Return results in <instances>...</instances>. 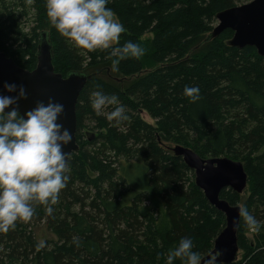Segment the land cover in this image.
Returning a JSON list of instances; mask_svg holds the SVG:
<instances>
[{"label":"trees","instance_id":"trees-1","mask_svg":"<svg viewBox=\"0 0 264 264\" xmlns=\"http://www.w3.org/2000/svg\"><path fill=\"white\" fill-rule=\"evenodd\" d=\"M250 1L109 0L125 29L113 47L138 43L144 55L133 59L74 48L52 27L45 0H0V53L32 71L45 32L56 73L92 76L76 106L79 151L68 162L67 185L51 214L35 205L30 221L0 233V264H165L182 237L206 257L225 216L174 154L176 145L244 165L247 193L225 189L221 198L246 207L260 230L249 238L241 217V256L232 264H264V57L230 47L231 30L206 40L218 13ZM185 86L199 87L200 99L191 103ZM94 91L117 96L128 119L107 120L117 105L97 115Z\"/></svg>","mask_w":264,"mask_h":264},{"label":"clouds","instance_id":"clouds-1","mask_svg":"<svg viewBox=\"0 0 264 264\" xmlns=\"http://www.w3.org/2000/svg\"><path fill=\"white\" fill-rule=\"evenodd\" d=\"M108 3L109 0H45L46 16L59 36L78 50L110 49V57L139 59L144 49L136 42L113 47L125 29ZM112 67L117 70L115 62ZM4 89L16 95H0V233L14 229L18 221H30L35 205L46 206V213L51 214V205L69 180V153L62 148L72 141L69 130L58 122L64 113L63 104L49 98L21 115L16 105L27 98L24 86L5 83ZM182 94L191 103L200 99L199 87L185 86ZM112 105L117 106L106 113L107 120L117 125L126 121L125 106L117 96L92 92L90 106L97 115ZM238 215L248 231L260 230V222L246 207H239ZM73 243L78 241L74 238ZM42 247L43 241L37 245L38 249ZM194 247L191 237H182L169 249L165 264H174L176 259L181 264H219L218 252L204 258Z\"/></svg>","mask_w":264,"mask_h":264},{"label":"water","instance_id":"water-1","mask_svg":"<svg viewBox=\"0 0 264 264\" xmlns=\"http://www.w3.org/2000/svg\"><path fill=\"white\" fill-rule=\"evenodd\" d=\"M216 20L217 25L208 35L207 41L226 30H231L234 34L228 42L230 47H253L259 56L264 57V0H252L224 10L217 14ZM53 57L52 44L48 33L45 32L41 33L37 65L32 71L20 68L11 58L0 53V95H16L5 91V83L23 85L27 98L19 100L16 105L21 115L34 108L38 102L46 103L49 98L64 105V113L58 122L72 135V141L62 148L64 153H69L68 165L71 156L79 151L76 139V106L83 88L92 76L84 72H73L64 77L55 72ZM172 150L194 172L195 183L203 191L210 205L225 216L226 226L216 238L211 253H219V264L234 263L239 254L240 206L229 204L221 198V193L225 189L238 194L246 190L248 175L244 165L226 157L204 159L192 149L181 145L174 146Z\"/></svg>","mask_w":264,"mask_h":264},{"label":"rangeland","instance_id":"rangeland-1","mask_svg":"<svg viewBox=\"0 0 264 264\" xmlns=\"http://www.w3.org/2000/svg\"><path fill=\"white\" fill-rule=\"evenodd\" d=\"M152 36L151 35H147L146 37H144L142 40H143V42H145L147 39H150ZM143 117H144V119L145 120H147V121H149L150 122V120L148 119V117L146 116V114H144L143 113ZM247 189V188H246ZM244 193H247V191H244ZM224 230V229H223ZM222 230V231H223ZM247 236L249 237V238H252L253 237V232L251 233H247ZM238 256L240 257L241 256V254L239 253L238 254Z\"/></svg>","mask_w":264,"mask_h":264}]
</instances>
